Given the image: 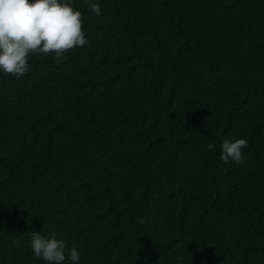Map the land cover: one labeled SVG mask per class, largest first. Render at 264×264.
<instances>
[{
    "label": "trees",
    "instance_id": "trees-1",
    "mask_svg": "<svg viewBox=\"0 0 264 264\" xmlns=\"http://www.w3.org/2000/svg\"><path fill=\"white\" fill-rule=\"evenodd\" d=\"M97 2L84 46L0 74V264H47L32 230L78 264H264V0Z\"/></svg>",
    "mask_w": 264,
    "mask_h": 264
},
{
    "label": "clouds",
    "instance_id": "clouds-1",
    "mask_svg": "<svg viewBox=\"0 0 264 264\" xmlns=\"http://www.w3.org/2000/svg\"><path fill=\"white\" fill-rule=\"evenodd\" d=\"M89 10L97 15V0H86ZM88 37L82 29L81 12L72 7V0H0V74L20 76L28 70L30 53L61 57L65 50L82 47ZM245 138H224L219 146V159L243 164ZM214 145L209 143L208 149ZM29 248L34 258L47 264H78L80 250L67 246L56 233L47 237L32 230Z\"/></svg>",
    "mask_w": 264,
    "mask_h": 264
}]
</instances>
